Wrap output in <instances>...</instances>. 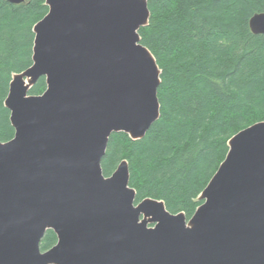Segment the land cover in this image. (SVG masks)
<instances>
[{"label": "water", "instance_id": "95a60500", "mask_svg": "<svg viewBox=\"0 0 264 264\" xmlns=\"http://www.w3.org/2000/svg\"><path fill=\"white\" fill-rule=\"evenodd\" d=\"M45 5L32 64L4 100L14 134L0 141V264H264V121L228 140L190 218L136 203L127 162L109 176L100 163L112 133L140 139L160 114V69L138 33L147 1ZM248 26L264 37V12ZM39 77L44 91L29 94ZM48 229L56 242L42 251Z\"/></svg>", "mask_w": 264, "mask_h": 264}, {"label": "trees", "instance_id": "16d2710c", "mask_svg": "<svg viewBox=\"0 0 264 264\" xmlns=\"http://www.w3.org/2000/svg\"><path fill=\"white\" fill-rule=\"evenodd\" d=\"M146 1L150 16L138 33L160 69V114L140 139L112 133L100 164L109 176L126 161L136 203L162 200L170 213L188 219L225 158L228 140L264 121V37L248 26L253 14L264 12V0ZM47 11L45 0H0L2 142L14 134L4 106L9 82L32 64V29ZM45 87L39 77L29 94ZM55 242L48 229L40 249Z\"/></svg>", "mask_w": 264, "mask_h": 264}, {"label": "rangeland", "instance_id": "374dc122", "mask_svg": "<svg viewBox=\"0 0 264 264\" xmlns=\"http://www.w3.org/2000/svg\"><path fill=\"white\" fill-rule=\"evenodd\" d=\"M148 225H150V226H151V224H148Z\"/></svg>", "mask_w": 264, "mask_h": 264}]
</instances>
